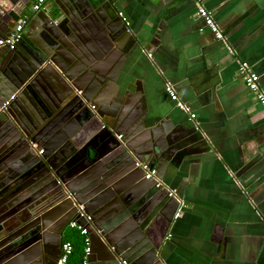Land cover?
Returning <instances> with one entry per match:
<instances>
[{"label": "crops", "instance_id": "0c3cea01", "mask_svg": "<svg viewBox=\"0 0 264 264\" xmlns=\"http://www.w3.org/2000/svg\"><path fill=\"white\" fill-rule=\"evenodd\" d=\"M31 2L13 5L9 15L15 23L9 21V28L12 25L13 30L20 16L31 15ZM76 2L86 19H79L76 8L66 0L45 1L46 10L59 13V21L68 16L77 33L62 25L69 48L64 56L82 66L72 52L85 61L87 54L102 64L103 79L113 78L118 87L114 101L121 105L128 100L132 112L144 104V129L161 124L167 130L160 181L165 191L174 192L175 209L181 206L182 212L174 220V204L164 198L165 206L154 203L149 221L144 225L140 220L143 227L139 226L129 208L117 199L121 195L129 202L133 193L139 194L145 187H137L132 178L125 181L119 186V195L107 192L104 205L95 210L98 225L87 224L100 236L93 263L115 264L111 255L131 258L130 264H264V107L238 74L239 63L246 62L264 89V0ZM198 4L212 15L221 39L198 17ZM86 20L93 28L101 25L102 29V21L110 27L120 26L97 53L84 43H94L96 35L106 40L109 33L84 31V22L89 27ZM40 35L30 31L29 44L45 45ZM167 84L195 114L194 120L170 100ZM52 101L59 107L54 98ZM109 109L118 111L117 107ZM77 117H69L62 128L66 137L81 144L84 117ZM103 120L109 126L114 123L109 117ZM49 137L44 144L53 145L55 152L64 135L56 132ZM57 213L55 206L43 215L48 232L43 237V252L58 247L52 234H59L70 222L65 217L58 222ZM138 228L158 245L156 254L148 249L131 257L129 241L139 236Z\"/></svg>", "mask_w": 264, "mask_h": 264}, {"label": "water", "instance_id": "95a60500", "mask_svg": "<svg viewBox=\"0 0 264 264\" xmlns=\"http://www.w3.org/2000/svg\"><path fill=\"white\" fill-rule=\"evenodd\" d=\"M19 1L23 0H0V38L11 33L8 22H13V19L8 13ZM66 1L72 9L76 8L75 15L79 19L87 16L83 15L76 0ZM59 17V13L47 10L31 13L27 30L17 48L12 51L0 48V232L20 219L24 212L32 214L31 206L37 200H41V203L52 200L58 210V222L62 217L68 218L67 222L74 220L78 210L76 205L82 206L90 223L93 221L97 226L98 222L94 219L98 212L95 210L104 205L103 199L108 196L107 192L114 197L119 195V186L125 181L130 182L131 178L137 182V187L145 189L139 194L133 193L129 202H125L121 195L116 199L129 208L139 226H142L140 220L145 221V225L154 203L158 202V207H164V198L173 204L174 200L165 190L155 186V180L143 178V171L135 167V162H144L149 168L155 169L157 179L161 180L163 161L160 157L166 147L164 138L167 130L162 129L161 124L144 129V104L132 112L127 108L128 100L121 105L114 101L118 87L114 85L113 78L103 79V73L100 72L103 71L102 64L95 63L87 54L85 61L72 52L73 58L81 60L82 66L64 56L69 48L62 36V25L65 24L72 33H77L68 16L63 21H59ZM89 27L84 22V31L88 33L92 34L97 29L102 34L105 30L109 33L106 40L98 39L100 37L96 35V45L84 43L87 49L97 53L106 42L109 43V37L112 38L120 26L110 27L102 21V29L101 25L99 28ZM30 31L41 34L46 44L31 46L28 39ZM11 96H14L13 100L2 108ZM52 98L59 103V107L54 105ZM111 107H117L118 111L111 113ZM65 111L66 114L60 115ZM73 115L84 117V140L81 144L75 143L70 135L66 137L68 134L62 128ZM105 117L112 118L113 125L105 123ZM56 132L64 135V138L58 144L59 149L54 152L53 145L44 143ZM33 144L36 148L32 147ZM40 149L43 153L38 155ZM54 175L62 185H58ZM175 208L176 204L172 217ZM25 224L17 231L5 232L8 237L0 242V248L10 252L0 260V264H48L47 255H41L38 250L43 238L36 236L28 239V223ZM78 224L86 226L88 230L89 260L94 264L92 254L96 252L100 236L92 232L85 218L80 219ZM143 230L138 228L139 236L129 241V254L133 253V259L148 249L156 254L155 250L159 248ZM18 238L20 245L13 248L18 244ZM109 259L115 264H130L131 261V258L124 256L116 258L109 255Z\"/></svg>", "mask_w": 264, "mask_h": 264}, {"label": "built area", "instance_id": "2783aa9c", "mask_svg": "<svg viewBox=\"0 0 264 264\" xmlns=\"http://www.w3.org/2000/svg\"><path fill=\"white\" fill-rule=\"evenodd\" d=\"M45 1L46 0H32L31 13H39L45 11L46 10ZM197 15L203 21L204 25L207 26L215 34L216 38L218 39L222 38V33L219 31L216 24L214 23L212 15L201 4H198ZM119 16H122V14H119ZM29 20H30L29 15L20 16L16 21V24L12 32L7 37L0 38V48L5 47L8 50L11 51L14 50L17 47L18 43L21 41L24 29L28 24ZM238 74L241 77L247 90L250 93H252L256 98V100L264 107V89L261 88L260 86L258 75L253 71H251L248 64L244 61L239 63ZM165 92L169 96L170 100L175 103L177 108L189 114L190 120L195 119V114L190 112V109L183 102L179 100L172 85L167 84L165 87ZM11 99H13V97H10V99L4 103L3 108L9 105ZM117 138L120 139L121 135L118 136ZM32 147L36 148V145L33 144ZM42 152L43 151L40 150L39 154H41ZM135 167L140 168L143 171V178L147 180H155V186L157 188H161L163 190L165 189L163 183L159 179H157L155 169L149 168V166L146 163L139 161L135 162ZM166 192L170 198H174L175 194L173 191L168 190L166 188ZM76 207H78L76 218L69 222L68 227L72 230H75L83 238L84 247H83L82 264H91L89 260V256H90L89 233L86 226H81L78 224V221L80 219L85 218L87 222H90V218L89 216L85 215L82 206L76 205ZM181 215H182L181 206H178L177 210L174 213L173 219L174 220L179 219ZM72 253H73V246L71 242L64 241L61 245V254L55 264H67Z\"/></svg>", "mask_w": 264, "mask_h": 264}, {"label": "flooded vegetation", "instance_id": "af4514ba", "mask_svg": "<svg viewBox=\"0 0 264 264\" xmlns=\"http://www.w3.org/2000/svg\"><path fill=\"white\" fill-rule=\"evenodd\" d=\"M12 11L13 10L9 11L8 14H10V13L12 14ZM11 18L13 19L12 20L13 22H11V23L14 24L15 23V19L12 16H11ZM27 25H26V27L24 29V32L27 30ZM24 32H23V34H24ZM11 97L14 98V96H11ZM11 100H13V99H11ZM40 150L37 151V154L38 155H39V151ZM54 178L56 179L58 185H62L60 179H57L55 177V175H54ZM51 201L52 200H47L46 202H43L42 201L43 203H41V200L35 201L32 204V206H31L32 209L30 208L31 211H32V214H30V212H27V211L24 212L19 217L20 219L15 220V222L12 225H9L5 230H2L0 232V242L3 241L6 237H8V234L5 233L6 231H8V230H16L17 231L19 229V227H21L25 223L26 224L28 223L27 224L28 231L26 232V235L29 234L27 236L28 239L29 238H35L36 236H39V237L43 238L45 235H48L47 229L45 228V224H44V222H43L42 219H43V215L46 213V211H49L50 209H52L53 207H55V204L53 205ZM66 227H68V225H65L63 227V229L59 232V234H57V233H54V235L52 234V236H55V238H58L59 237V239L54 240L55 241L54 246H58V247L53 248V251L52 252L51 251L43 252L42 243L40 244V248H38V250H39V252H40L41 255L42 254L47 255L48 264H55L56 261H57V259L59 258L60 254H61V245H62V243L65 240V238H64L65 236H64L63 233H64ZM43 240H44V238H43ZM50 240H53V237ZM19 241H20V238H18V240L16 242L18 244H15V246L13 245L14 246L13 248H16V247H18L20 245L21 242H19ZM9 252L10 251H6L3 248H0V260L3 257H5Z\"/></svg>", "mask_w": 264, "mask_h": 264}, {"label": "trees", "instance_id": "16d2710c", "mask_svg": "<svg viewBox=\"0 0 264 264\" xmlns=\"http://www.w3.org/2000/svg\"><path fill=\"white\" fill-rule=\"evenodd\" d=\"M65 241L71 242L73 246V253L67 264H82L84 247L83 238L76 232L75 239L70 238L69 240L65 239Z\"/></svg>", "mask_w": 264, "mask_h": 264}, {"label": "rangeland", "instance_id": "374dc122", "mask_svg": "<svg viewBox=\"0 0 264 264\" xmlns=\"http://www.w3.org/2000/svg\"><path fill=\"white\" fill-rule=\"evenodd\" d=\"M64 236H65V239H75L76 238V231L75 230H72L68 227H66L65 231H64Z\"/></svg>", "mask_w": 264, "mask_h": 264}]
</instances>
